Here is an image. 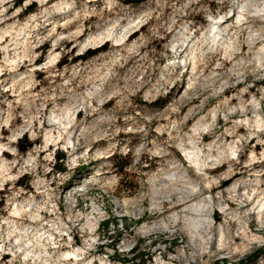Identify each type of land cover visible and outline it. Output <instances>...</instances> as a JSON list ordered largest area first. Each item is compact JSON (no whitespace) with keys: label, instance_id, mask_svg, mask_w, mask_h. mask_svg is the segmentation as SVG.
Instances as JSON below:
<instances>
[{"label":"rangeland","instance_id":"1","mask_svg":"<svg viewBox=\"0 0 264 264\" xmlns=\"http://www.w3.org/2000/svg\"><path fill=\"white\" fill-rule=\"evenodd\" d=\"M261 9L264 0H0V264H75L62 257L72 246L89 264H132L136 244L134 264H264V253L248 259L264 249V211L254 213L264 130L248 138L255 119L264 129ZM183 149L206 163L202 174ZM238 180L222 216L216 197ZM204 196L211 235L220 227L223 245L243 242L248 225L258 241L233 254L216 240L200 258L207 224L181 209Z\"/></svg>","mask_w":264,"mask_h":264},{"label":"bare ground","instance_id":"2","mask_svg":"<svg viewBox=\"0 0 264 264\" xmlns=\"http://www.w3.org/2000/svg\"><path fill=\"white\" fill-rule=\"evenodd\" d=\"M257 11V10H256ZM261 11H263L264 12V9H261ZM262 15H264V13H262ZM222 20H223V18H222ZM222 20H219V19H216L215 20V22H214V26L215 25H217V24H219L220 22H223ZM224 22H226V19H224ZM215 34H216V32H213V28L209 31V32H207V34H204L203 36H202V40L203 41H205V40H208L209 38H212V37H214L215 36ZM182 47V46H181ZM184 61V60H183ZM180 62V61H179ZM180 63H182V62H180ZM184 65H186V62H185V64ZM52 121L53 122H57L58 124L60 123L61 124V118H57V117H53L52 118ZM51 122V121H50ZM52 122V123H53ZM247 123V122H246ZM67 124V123H66ZM63 125V124H62ZM65 125V124H64ZM239 126V125H238ZM262 122H260V119L259 118H257V119H255V121L253 122V125H252V127H253V131H251V132H249L248 133V138H253L254 137V135L257 133V132H261L262 130H264L263 128H262ZM250 127V126H249ZM198 128V127H197ZM197 128L195 127V129L193 128V134L194 135H198L199 133L197 132L198 130H197ZM202 128V127H201ZM250 130V129H249ZM256 130V131H255ZM49 131V130H48ZM231 134H233V133H231ZM196 137V136H195ZM257 137V136H256ZM50 138H51V136H48V137H46V142H48V141H50ZM198 139H203L204 137L202 136V135H198V137H197ZM236 138V137H235ZM68 139V138H67ZM259 139V141L261 140L260 138H258ZM69 141V140H68ZM260 142H262L263 144H264V140H261ZM259 142V143H260ZM198 143V142H197ZM233 145H231V154H229V156H231V158H237L238 157V154H237V143H241L242 144V142H241V139L240 138H237L236 140H234L233 141ZM261 143V144H262ZM73 144V143H72ZM215 144V142L214 141H211V142H209L208 144H207V146H208V148L209 149H211L212 147H213V145ZM74 145V144H73ZM72 145V147H74ZM0 146H3V148H4V145H0ZM2 148V147H1ZM184 150V152H185V156H186V158L188 159V161L190 162V164L193 166V167H195L196 169H198V172L200 173V174H202L203 172H202V170L203 169H205V167L207 166L206 165V163H201V162H199L198 160H197V157H196V153H195V151H194V153L195 154H193V152L192 151H187L186 149H183ZM233 150V151H232ZM198 152V151H197ZM217 152V151H216ZM262 155H263V153H262ZM264 156V155H263ZM199 157V156H198ZM207 157H209V156H207ZM212 157H210L208 160H206V162L208 163L209 162V164H210V161H213V159H211ZM223 158V157H222ZM255 159V155H254V152L252 151L251 152V155H250V157H249V160H248V162H250V161H252V160H254ZM75 160V159H74ZM264 160V159H263ZM201 161V160H200ZM213 163V162H212ZM252 163V162H251ZM254 163V162H253ZM214 164V163H213ZM212 164V165H213ZM208 167V166H207ZM211 168H216L214 165H213V167H211ZM249 170V169H248ZM251 170V169H250ZM229 176V175H228ZM256 176H260L259 174L258 175H256ZM213 179V178H212ZM214 180V179H213ZM241 181L242 180H238L237 182H234L233 184H232V186H230L229 188H228V191H227V193H226V197L225 198H223V196H222V192H220V194H218V197H216L217 199H218V202H220V205H219V203H218V210L220 211V213H221V215L222 216H226L227 214H229L228 212H229V210H230V207H228V205H229V201H230V199L232 198V196H228V195H230V193L231 194H233L234 193V197H235V194L236 193H238L237 191V188L238 187H240V183H241ZM248 184H246L244 187H243V192H242V194L244 195V196H246V194L247 193H250V192H247L246 191V189L247 190H250L251 192H252V190L249 188V187H251L250 185L249 186H247ZM252 188V187H251ZM254 191H255V189H254ZM256 192V191H255ZM254 193V192H253ZM252 193V194H253ZM241 194V195H242ZM248 196V195H247ZM247 196H246V198H247ZM202 198V199H201ZM200 199H199V201H197V202H194V203H192V204H190V205H187L186 207H184L183 209H181V213L183 212V213H185L188 209H192V210H194L193 211V213H194V217H191V216H187V213L184 215L183 213V216H186V219H191L193 222L192 223H194L193 225H194V227H197L198 228V223H197V220L199 219V220H201L200 221V223L202 222V220H203V222L205 221L206 222V224H207V228H206V231H205V234H204V236H203V248H202V250H201V252L199 253L200 254V258H203L204 256H207V254L210 252L209 250L212 248L211 247V244H212V242H214V241H216L218 244H217V248L218 247H221V249H225V250H227V252H232L233 254H235V253H239V252H243L250 244H252V243H254V242H257L258 241V239H256L255 237H253V235L251 234V232H250V230H249V227H248V225H246L247 227H245V228H242L239 232H238V234L239 235H242L241 237L243 238V242H236V240H235V238L234 239H232V242H230V244H227V245H223L224 244V237H225V235H224V232H223V229L222 228H220L219 227V231H218V235L217 236H213V235H211L210 234V230H211V228H212V222H211V220H207V218H204L203 217V211H206L207 213V215L209 216V218L211 217L212 218V216H210V215H212L213 214V207L211 206V205H207L205 202H204V200L203 199H205V198H207V196H204V197H201ZM250 198V197H249ZM247 200V199H246ZM263 201V202H262ZM209 202H210V200H209ZM256 202H257V200H256ZM259 202H261L260 204H258V205H256L255 206V212L254 213H256V215H257V219H259V217H261V214L260 213H262L263 211H264V197H262L261 199H259ZM258 202V203H259ZM254 207V206H253ZM210 209V210H209ZM251 212H249L248 211V214H250ZM205 214V213H204ZM174 216V220H177L176 218H175V214L173 215ZM207 217V216H206ZM185 218V217H184ZM194 220H196V221H194ZM198 220V221H199ZM262 225V224H261ZM142 231V230H141ZM145 231V230H144ZM239 235H237V236H239ZM257 238H260V237H257ZM216 246V245H215ZM1 248V247H0ZM72 249L74 250V251H72V252H70V251H67V253L66 254H63V256L62 257H64V260H73V262L75 263V264H77L78 262H82V264H89V262H86L85 260V258H86V250H84L82 247H74V246H72ZM229 254V253H228ZM25 257V256H24ZM101 264H105V262H104V260H101ZM157 264H161V263H157Z\"/></svg>","mask_w":264,"mask_h":264},{"label":"trees","instance_id":"3","mask_svg":"<svg viewBox=\"0 0 264 264\" xmlns=\"http://www.w3.org/2000/svg\"><path fill=\"white\" fill-rule=\"evenodd\" d=\"M23 0H18V2L19 3H21ZM128 2H133V3H141V2H143V1H146V0H127ZM34 8H35V4H31V5H28L27 7H26V9H25V12H30V11H32V10H34ZM96 53V50H93V51H88V52H86L83 56H82V58H84V59H86V58H88V57H90V56H92V55H94ZM80 57V56H79ZM64 154L63 153H59V154H57V159H58V161H63L64 160ZM60 170L62 171V170H64V167H60ZM106 225L108 226L109 225V221L107 220V222H106ZM133 250L135 251V255L132 257V259L131 260H126V261H131L132 262V264H134V262H135V260L137 259V255H140L139 254V248H138V246H137V244L133 247ZM261 253H264V249H257V250H255L251 255V258H248V259H253L252 261H254ZM143 256L144 255H142V256H139V262H142V263H144V259H143ZM123 261H125L124 259H123ZM245 262L244 261H240V262H238L237 264H244Z\"/></svg>","mask_w":264,"mask_h":264},{"label":"built area","instance_id":"4","mask_svg":"<svg viewBox=\"0 0 264 264\" xmlns=\"http://www.w3.org/2000/svg\"><path fill=\"white\" fill-rule=\"evenodd\" d=\"M241 229V228H240Z\"/></svg>","mask_w":264,"mask_h":264}]
</instances>
